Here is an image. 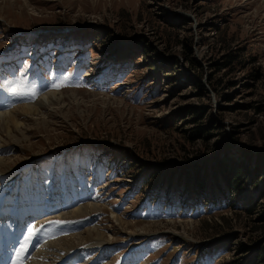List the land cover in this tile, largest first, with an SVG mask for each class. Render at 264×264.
<instances>
[{"label":"rangeland","instance_id":"obj_1","mask_svg":"<svg viewBox=\"0 0 264 264\" xmlns=\"http://www.w3.org/2000/svg\"><path fill=\"white\" fill-rule=\"evenodd\" d=\"M42 28L62 36L82 32L94 40L95 48L84 53L82 45L77 52L75 38L69 36L46 47L45 59H32L40 61L36 73L27 60L19 66L9 89L8 98L14 100L10 102L29 99L26 93L48 83L60 90L41 92L35 100L0 112V123L4 116L15 115L19 125L9 122L5 130L0 125V158L10 161L0 173L44 153L49 158L66 145L101 143L109 149L110 164L115 162L112 177L105 181L116 190L110 201L122 204L107 214L102 213L106 202L71 208L70 216L92 211L102 216L93 225L53 240L58 247L64 238L81 241L72 247L90 242L85 241L92 238L90 229L98 233L94 240L103 242L157 234L164 236L153 244L170 264H252L256 248H264V0H0V54L5 60L30 59L25 54L28 39L20 42L18 36ZM232 53L241 62L232 59L222 65ZM191 56L198 70L189 62ZM163 60L174 62L167 71L171 77L160 71ZM130 66L131 78H123ZM196 71L201 72L197 80L205 90L185 81ZM143 78L150 82L148 89L133 85ZM156 84L158 88L150 87ZM9 105L7 100L0 108ZM32 105L38 115L27 108ZM189 105L211 114L212 125L219 129H211L204 139L189 135L195 121L182 113ZM208 118H202L205 125ZM121 154L128 166L117 164ZM60 161L54 158L55 168ZM218 162L241 169L234 195L228 189L213 193L224 203L219 208L213 207L210 194L211 200H193L190 195L181 204L176 196L164 203L161 193L151 205L148 188L141 186L144 179L160 185L159 179L168 177L170 182L177 180L178 189L188 184L199 193H212L203 190L224 184ZM199 163L206 165L196 173L195 184L190 174ZM51 175L47 166L27 191L47 193ZM3 184L0 181V189ZM130 206L139 217L128 216ZM48 248L53 250L50 243Z\"/></svg>","mask_w":264,"mask_h":264},{"label":"trees","instance_id":"obj_2","mask_svg":"<svg viewBox=\"0 0 264 264\" xmlns=\"http://www.w3.org/2000/svg\"><path fill=\"white\" fill-rule=\"evenodd\" d=\"M190 51H191V48L188 50L189 54L191 53ZM158 57H159V55H158ZM232 59H233V61L237 60V62H241L240 61L241 58H240V60L237 59L236 55L232 53L231 55H227V60H224V63H222V65H224L226 61L227 62H231ZM188 60H189V62L191 64L194 65V68H196V70H198V65L195 63L194 57L191 56L190 58H188ZM170 63L172 64V66H169ZM173 63H174L173 61H169L168 62L167 60H163V62H162L163 66H160V71L161 72H163L164 70L166 71V72H163L165 77L166 76L167 77H171V74H169L167 71H171L170 68H173ZM200 73L201 72L196 71L195 73H193L194 75H191V74L188 75V78L185 81L186 82L190 81V83L193 84L194 87H197V88L200 87L202 90H205L204 85L199 80H197V78L200 77ZM182 113H185L183 115V117H186V116L189 117L190 116V119L195 121L194 127L191 128V130H190L191 132L190 133L188 132L189 135H193L195 137L204 139L208 135V133L210 131H212L214 129H217V130L219 129V126L217 127V126H213L212 125V119L213 118H212V116L210 118L211 114H209V115L204 114L205 112H204V109L202 107L195 106V105H189V106H186L185 108H182ZM208 116H209V118H208V123L207 124H209L210 126L207 125V124L205 125L203 123V119H202L203 117L205 118V117H208ZM246 155H247L246 156L247 158L250 156L249 154H246ZM219 161H221V160H219ZM218 163L220 164L219 165V167H220V173L219 174L221 176V179L226 184H228L230 187L233 188L234 185H235L236 179H238V177L240 175L239 171L241 169H239L238 166L228 165L226 162H218ZM205 165L206 164H204V163L195 164L194 167L197 166L198 168H196L194 172H193V170H194V168H193L192 174H190L188 171H186V169L184 171H186L188 174L191 175L192 181L195 184H198L197 180H196V177H197L196 173H198V171L200 170L199 168L204 169ZM230 167H232V168H230ZM211 172H213V171H211ZM254 255H255L254 256V261L255 262H257L259 264H264L263 262H259V261L264 260L262 258L264 256V248H262V246H259V247L256 248V251H255Z\"/></svg>","mask_w":264,"mask_h":264},{"label":"bare ground","instance_id":"obj_3","mask_svg":"<svg viewBox=\"0 0 264 264\" xmlns=\"http://www.w3.org/2000/svg\"><path fill=\"white\" fill-rule=\"evenodd\" d=\"M11 3V2H10ZM13 31H17V30H13ZM43 100H44V103H46V104H48V105H50L49 104V99L47 98V96H44L43 97ZM43 100H41V101H43ZM57 100V99H56ZM39 104V103H38ZM42 105V104H41ZM45 105V104H44ZM13 108V107H12ZM12 108H8V109H5V110H2V109H0V112H4V111H11L12 110ZM29 110H31L32 112L34 111V114H35V111H37L36 110V108L37 107H35L34 105H32V106H28L27 107ZM27 109V110H28ZM35 115H38L37 113L35 114ZM2 116V115H1ZM14 116L15 115H13V116H11V117H9V116H4V117H7V119H4V117H3V119H1V123H0V125L1 126H3L4 127V130H5V127L7 128V125H8V123L10 122V123H13L15 126L18 124L16 121H14ZM2 118V117H1ZM42 119V118H41ZM7 122V123H6ZM19 125H17L16 127H18ZM1 130H2V128H1ZM2 132H3V130H2ZM7 133V132H6ZM24 139V138H23ZM10 163V161H8L7 159H5V158H0V167H2L3 165H7V164H9ZM10 165V164H9ZM7 169V168H6ZM88 233V236H91L92 238H88L87 240H85V241H90L89 243L90 244H93L94 242H98V243H100V242H103V241H101V240H98V239H101V238H98L97 240H94V239H96V238H94L95 236H97V231L95 230V229H90V230H88L87 231ZM76 237H79V236H76ZM80 238V237H79ZM75 239H77V238H72V239H66V238H64V239H61V244L62 245H60V247H58V245L53 241V242H51L50 244L52 245V248H53V250L54 249H56V248H61V247H63V249H65V250H67L66 248H71L72 246H74V245H76V244H78V243H80L79 242V240L78 241H75ZM106 243V242H105ZM73 248V247H72ZM52 250V253L53 254H56V253H58L59 251H57V252H55V251H53Z\"/></svg>","mask_w":264,"mask_h":264},{"label":"snow or ice","instance_id":"obj_4","mask_svg":"<svg viewBox=\"0 0 264 264\" xmlns=\"http://www.w3.org/2000/svg\"><path fill=\"white\" fill-rule=\"evenodd\" d=\"M12 91H13V92H16V91H18V89H15V88H14V89H12ZM37 231H38V229H36L35 226H30V227L27 229V232H28V237H27V239H31V237H32L33 235H35ZM25 242H27V241H25ZM22 250H23V249H22ZM22 259H24V257H21L20 254H19V252H18V253H17V258H16L15 261H13V264H21Z\"/></svg>","mask_w":264,"mask_h":264}]
</instances>
